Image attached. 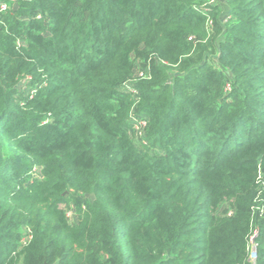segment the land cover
Wrapping results in <instances>:
<instances>
[{
  "label": "trees",
  "instance_id": "trees-1",
  "mask_svg": "<svg viewBox=\"0 0 264 264\" xmlns=\"http://www.w3.org/2000/svg\"><path fill=\"white\" fill-rule=\"evenodd\" d=\"M0 1V264H264V0Z\"/></svg>",
  "mask_w": 264,
  "mask_h": 264
},
{
  "label": "built area",
  "instance_id": "built-area-1",
  "mask_svg": "<svg viewBox=\"0 0 264 264\" xmlns=\"http://www.w3.org/2000/svg\"><path fill=\"white\" fill-rule=\"evenodd\" d=\"M216 0H211L209 3H215ZM6 6L1 3L0 4V11L5 10ZM141 74H139L140 76ZM126 89L130 90V92L135 95L136 92L131 90V85H126ZM129 121L130 124L132 126V136L134 138L135 142H140L144 144V130L146 127V120L142 117H139L137 115H135L133 112L130 113V117H129ZM38 169V168H37ZM36 168H34V171L37 170ZM38 173L39 169L37 170ZM257 184L259 186V189L261 190L262 193H264V180L262 178L261 175L258 176L257 178ZM261 202H263V200L260 199ZM255 210H257V212L259 213L260 217H262L264 219V205H258L255 207ZM72 214V213H71ZM69 214V211L66 212V218L68 220V222L70 224H74L77 221V217L75 215V213H73L72 215ZM232 215V210L228 209L227 210V216H231ZM258 235V228H255L252 233L249 235V239H248V262L250 264H255L256 260H257V243H256V238ZM28 240H30V236L28 237H24L22 239V243L27 242Z\"/></svg>",
  "mask_w": 264,
  "mask_h": 264
},
{
  "label": "rangeland",
  "instance_id": "rangeland-1",
  "mask_svg": "<svg viewBox=\"0 0 264 264\" xmlns=\"http://www.w3.org/2000/svg\"><path fill=\"white\" fill-rule=\"evenodd\" d=\"M221 0H216V2L215 3H209L208 5H213V6H218V13H217V15H216V20L218 21V20H220V19H223V18H225L226 17V12H227V10H226V6L225 5H223L221 2H220ZM2 2L0 1V4H1ZM211 20H212V18H211ZM212 22V23H211ZM220 25L221 24H219V28H220ZM214 28H216L215 27V24H214V22H213V20L212 21H210L206 26H205V29H206V31L208 32V34H210L213 30H214ZM142 75V74H141ZM141 75H140V77H141ZM133 83H135V81H133ZM35 86L37 87V84H35V85H32V84H30V83H25V85H22V87H21V90L24 92V93H29V94H31V95H33L34 94V89H35ZM36 169H37V167H35ZM38 170V169H37ZM37 170L36 171H34V168H33V170H32V175L33 176H35V177H38V178H40L41 177V175H40V173H38L37 172ZM81 195V193H77V194H75V195H73V198L70 200V210H67V211H69V214H73V213H75L76 214V208H77V205L79 204L78 203V197ZM83 196V198H84V200H87V201H89V202H91L92 201V197H91V195H89V194H83L82 195ZM224 207H221V209L220 210H222ZM71 214V215H72Z\"/></svg>",
  "mask_w": 264,
  "mask_h": 264
}]
</instances>
